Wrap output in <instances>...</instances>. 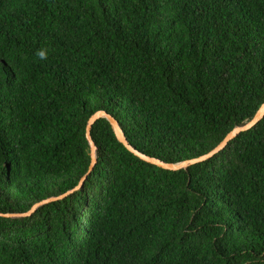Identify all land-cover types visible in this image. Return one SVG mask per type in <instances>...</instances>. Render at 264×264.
<instances>
[{
  "label": "trees",
  "instance_id": "1",
  "mask_svg": "<svg viewBox=\"0 0 264 264\" xmlns=\"http://www.w3.org/2000/svg\"><path fill=\"white\" fill-rule=\"evenodd\" d=\"M262 103L264 0H0V264H264V116L85 135Z\"/></svg>",
  "mask_w": 264,
  "mask_h": 264
},
{
  "label": "water",
  "instance_id": "2",
  "mask_svg": "<svg viewBox=\"0 0 264 264\" xmlns=\"http://www.w3.org/2000/svg\"><path fill=\"white\" fill-rule=\"evenodd\" d=\"M264 116V103H262L257 110L255 111V113L253 114L252 118H250L248 121L244 122L241 125L235 126L231 131H229L225 137L214 147L212 148L209 152L194 158V159H190V160H185L179 163H166L163 162L157 158L154 157H150L147 156L145 154L140 153L139 151L135 150L133 147H131L129 145V143L127 142L123 131L121 130L118 121L116 119H114L112 116L106 114L103 111H98L95 112L92 116H90V118L87 120V124H86V131H85V135H86V140L89 144V148H90V163H89V167L87 170V173H90L91 170L93 169V166L95 164L96 161V157H95V145L93 143V140L91 138L90 135V128L92 123L94 122L95 119L99 118V117H104L108 120V122L110 123L112 130L115 134V137L117 138V140L119 142H121L124 147L129 150L130 152H132L135 156L139 157L140 159L154 164L158 167L164 168V169H169V170H177L180 168H186L188 165L193 164V163H197L203 160H206L210 157H212L214 154H216L217 152H219L220 150H222L226 144L228 143L229 140L233 139L237 134H239L240 132H243L245 130H248L249 128H251L252 126H254L259 120H261V118ZM85 176H83L81 178V180L79 181V184L74 188H78V186L82 183L83 179ZM51 198H49L48 200H50ZM47 201V200H45ZM44 201V202H45ZM41 203V202H40ZM40 203H37L35 205H33L30 210L26 213H23L22 215H29Z\"/></svg>",
  "mask_w": 264,
  "mask_h": 264
},
{
  "label": "clouds",
  "instance_id": "3",
  "mask_svg": "<svg viewBox=\"0 0 264 264\" xmlns=\"http://www.w3.org/2000/svg\"><path fill=\"white\" fill-rule=\"evenodd\" d=\"M36 55L40 60H46L48 56V50L46 48H41L37 51Z\"/></svg>",
  "mask_w": 264,
  "mask_h": 264
}]
</instances>
